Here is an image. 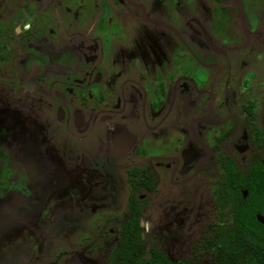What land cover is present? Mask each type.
<instances>
[{
    "label": "flooded vegetation",
    "instance_id": "flooded-vegetation-1",
    "mask_svg": "<svg viewBox=\"0 0 264 264\" xmlns=\"http://www.w3.org/2000/svg\"><path fill=\"white\" fill-rule=\"evenodd\" d=\"M147 1L153 4L160 1L167 9L161 16L149 18L140 0L135 3L132 0H0V200L6 199L4 190L9 186V195L17 198V191L26 178L24 169L16 164L12 166L16 173L10 172L9 175L4 160L8 150L19 153L20 148H25L17 144L19 148L10 150L5 141L6 133L15 127V118H25L39 133V152L24 151L31 154L36 167L46 172L50 165L44 152L52 149V139L57 133L53 130L55 124L62 121L72 124L83 141L94 136L98 121L108 122L112 114L122 116L124 110L126 119H130L131 108L136 106L144 118L152 121L150 124L142 123L140 143L134 152L139 162L126 171L129 187L127 210L103 214L108 218L129 214L128 220L119 227L118 242L112 250L110 264H116L124 232L134 220L139 221L142 228L145 262L149 258V250L155 248L147 247L145 226L140 220L148 208L150 197L157 193L153 189L154 183L160 180V174H156L149 164L141 166L149 157L157 159V167L161 166L160 161H169L181 164L185 172L197 165L202 171L211 168L213 177H205L200 191L202 195L209 194L210 221L201 232L202 241L192 246L191 257L180 262L215 264L212 248L215 234L219 230H236L235 206L232 196L227 195L228 185L248 181L250 173L254 172L258 193L264 186V112L260 110L264 96L250 93L249 89L246 91L250 77L262 69L264 52L259 50L260 32L256 27L249 26L254 32L251 31L246 40L234 30L236 22L251 14L252 0ZM193 2L203 3L206 11L193 8ZM153 4L150 6L154 7ZM133 6L141 8L135 22L129 18ZM188 7L189 10L185 11ZM246 9L247 14L241 15L240 11ZM196 13L205 19L212 16L214 19L211 24H204L196 18ZM204 13L208 14L204 16ZM61 15L67 18L66 29L49 28L50 24L63 21L58 19ZM154 24L163 28L161 36L173 39L174 43L168 46L162 57L153 59V67L149 69L143 57L141 60L135 57L134 53L139 49L135 42L140 37V28ZM229 26L232 31L229 40L226 39L220 48L211 45L210 54L201 51L206 48V33L222 40L229 36ZM196 29L199 30L198 36L195 35ZM61 77L65 78L61 80ZM210 83L212 90L205 92L209 97L202 96L200 89L210 86ZM255 83V79L251 80L249 87L254 88ZM234 85L241 90V99L233 91ZM172 92L176 96L166 117L164 109L171 102ZM45 103L48 104L46 109ZM214 103L218 109L228 104L237 107L239 114L212 115ZM177 117L183 120L178 121ZM214 117H217V126L209 127L211 130L204 133L208 127L202 126L200 121ZM19 127L15 128L22 136L23 131ZM148 133L155 137L157 144L147 139ZM169 133L173 135V141L168 140ZM135 144V138L128 134L116 141L114 152L127 155ZM153 144L157 150L165 147L176 152L184 151L177 157L155 156ZM249 146H253L252 154L242 158V153ZM127 159L132 164L133 159ZM17 160L21 159L17 157ZM229 173H236L237 179L228 180ZM42 174H38L39 179ZM192 175L188 180L172 182H191L196 177ZM39 179L29 181V206L35 220L44 216L52 218L54 211L50 212L49 207L55 203L47 199L50 191L44 192L48 179ZM257 198L259 200L261 195L258 194ZM6 207L7 213H15L10 204ZM259 210L255 218L264 227L263 205ZM33 223L28 222L27 225L32 227L31 230L35 228ZM109 223L110 220H106L99 227L108 238L114 231ZM9 228L10 237L0 239V264H18L9 258L5 247L9 245L10 251L16 249L14 231L19 227H7L6 232Z\"/></svg>",
    "mask_w": 264,
    "mask_h": 264
},
{
    "label": "rangeland",
    "instance_id": "rangeland-1",
    "mask_svg": "<svg viewBox=\"0 0 264 264\" xmlns=\"http://www.w3.org/2000/svg\"><path fill=\"white\" fill-rule=\"evenodd\" d=\"M145 1L142 2L140 0L146 8L145 14L147 12L149 18L164 14L167 9L166 5L161 4L160 1L153 0L156 1V4ZM132 2L135 3L136 0H132ZM251 3L253 5L251 14L249 17L246 16L236 22L234 30L240 33L243 40H246L249 33L251 34V31L254 32L249 26L256 27L260 32L259 50L263 53L264 0H252ZM152 4L154 7H151ZM202 5L203 3L197 4L196 2L192 4L193 8L206 11V7ZM184 10H189V7ZM140 11L141 8L139 6H133L129 18L135 22ZM206 14L208 13H204V16ZM240 14L246 15L247 9L241 10ZM211 15L213 14L211 13ZM196 18L200 19L204 24H211L214 19L213 16L211 19H205L200 13H196ZM58 19L63 21L60 24H50L49 28L51 27L58 31L63 28L66 29V16L61 15ZM194 24L196 23L193 22ZM186 26L188 30V24ZM195 31V35H197L199 30L196 29ZM228 31L229 36L225 39L222 38V40L212 36L210 33H206V48H202L203 50L201 51L210 54L211 45L220 48L223 42L226 39L229 40V37L231 38L232 36L230 26ZM162 32H164L163 28L156 24L148 28H140L139 30L140 37L135 42V46L139 47V49L138 53H134V55L140 60L143 57V61L149 69L153 67L152 62L155 61L153 59L162 57L168 46H172L174 43L173 39L165 35L161 36L160 33L163 34ZM197 41H199L198 37ZM261 68L258 74L250 77L246 91L249 89L250 93L261 94L263 97L264 59H262ZM64 78L61 77V80ZM254 79L256 80L255 86L250 88V82ZM200 90L203 91L201 92L202 96L209 97L206 93H210V90H212V83H210V86L202 87ZM233 91L239 97L241 90L234 85ZM174 96L176 94L172 92L170 96L171 102L165 106L164 115L166 117L172 107ZM262 103L263 106L260 110L264 112V101ZM198 105L197 110L199 111L200 107ZM44 106L46 109L48 104L45 103ZM133 107L131 108L130 119H126L125 110L122 116H118L119 113L112 114V118L108 122L98 121L97 128L94 129V136H89L87 140L83 141L79 139L78 132L72 124L66 121L55 124L53 130L57 133L54 134L52 139V149L44 152L45 160L47 159V164L50 165L46 172L45 169L36 167L32 161L33 157L31 154L28 151H24L39 152V133L25 118H15L14 126L20 125L19 130L23 131V134L22 136L18 135L17 128L14 127V129L12 128L6 133L5 141L8 142L7 146L10 150L15 147L19 148L20 145L25 148H20L19 153L8 150L9 154L4 156V160L9 168L7 171L9 175H11L10 172L16 173V170L12 168L13 164H16L24 169L26 178L22 187L17 191V198H12L9 195L11 190L9 186V189L4 190V194L7 196L6 199L0 200V239L10 237L11 233L9 231L11 229L9 228L6 232L7 227H19L17 231H14V240L17 242L15 243L16 249L10 251L8 250L9 245L5 247V252L10 259H14L18 264H110L112 250L118 242L119 227L128 220L129 214L117 217L111 216L109 218L103 214L127 210L129 187L126 181V171L129 167L139 162V160L136 161L134 152L136 146L140 143L139 135L141 134L142 123L150 124L152 121L151 118L142 116L140 108L137 109L135 106L134 109ZM217 109L214 103L211 107L212 115L239 114V109L231 107L229 104L222 109ZM177 119L178 121L183 120L181 117H177ZM200 123L204 127H215L217 126V117L204 119ZM168 128L173 130L172 126H168ZM208 128L203 132L207 133L211 130V128ZM128 134L135 138V146L127 155L115 153L116 141ZM169 136H167L168 140L173 141V135L170 134ZM147 139L157 144L155 137L149 133L147 134ZM156 144H153L156 150L155 156L162 154L169 157H177L184 151L181 149L180 152H176L173 149L167 150L165 147L162 150H157ZM253 150V146L247 147L246 151L241 155L242 158L250 156ZM17 157L22 161L17 160ZM127 158L133 159L132 164ZM156 160V158L152 159L149 157V159H144L141 164V166L149 164L153 167L152 170L156 174H160V180L158 183L155 182L153 186L157 193H151L155 195L150 197L148 208L140 219L142 225L145 226L144 236L147 247L159 249L173 262L186 261L192 255V246L202 241L203 234L201 237V232L205 226H208L207 224L210 221V212L207 204L209 202L207 195L209 194L205 193L202 195L200 191L205 177L212 176L210 173L211 168L208 167L205 171H202L197 165L185 172V169H181V164H173L169 161H160L161 166L157 167L155 164ZM34 166L36 167L35 171ZM42 172L40 179L44 181L46 178L48 179L44 185V192L49 193L50 191V194H47V199L55 201L49 207V211H54V213L52 218L51 216L50 218L44 216L39 219L36 217L35 220L33 215L31 217V208L29 206V198L31 197L29 181L38 180V174ZM192 174L196 175V177L191 182L184 184L172 182L182 179L188 180ZM195 192L196 195H194ZM8 204L15 211L14 214L10 213L11 216L7 213L9 209L6 205ZM39 208L40 206L38 205L37 209L39 210ZM214 215L215 213L212 212V217ZM106 220H110L108 226H113L114 230L110 233V238L102 234L101 228L99 229ZM28 222H34L32 226L35 228L33 230H31L32 227L29 228L30 226H27ZM26 226L27 228H25ZM99 244L105 245L99 246ZM33 253L36 254L35 258H33Z\"/></svg>",
    "mask_w": 264,
    "mask_h": 264
},
{
    "label": "trees",
    "instance_id": "trees-1",
    "mask_svg": "<svg viewBox=\"0 0 264 264\" xmlns=\"http://www.w3.org/2000/svg\"><path fill=\"white\" fill-rule=\"evenodd\" d=\"M228 180H236V173H229ZM228 196H232L234 204L235 232L215 234V264H264V227L255 215L264 207V186L258 193L254 172L248 181L228 185ZM246 193V196H245ZM258 194L261 198L258 200ZM258 201L260 204H258ZM142 228L139 221L134 220L127 226L123 240L116 254V264H173L169 258L156 248L149 250V258L145 262ZM177 264H191L180 262Z\"/></svg>",
    "mask_w": 264,
    "mask_h": 264
}]
</instances>
